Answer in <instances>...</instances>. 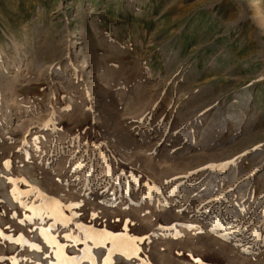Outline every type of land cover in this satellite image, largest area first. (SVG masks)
<instances>
[{"label": "rangeland", "instance_id": "obj_1", "mask_svg": "<svg viewBox=\"0 0 264 264\" xmlns=\"http://www.w3.org/2000/svg\"><path fill=\"white\" fill-rule=\"evenodd\" d=\"M253 1L0 0V264H264Z\"/></svg>", "mask_w": 264, "mask_h": 264}, {"label": "snow or ice", "instance_id": "obj_2", "mask_svg": "<svg viewBox=\"0 0 264 264\" xmlns=\"http://www.w3.org/2000/svg\"><path fill=\"white\" fill-rule=\"evenodd\" d=\"M6 166H7V162H6ZM59 207L60 206L57 205V209H56L57 216H60ZM69 207H71V205ZM62 222L67 224L69 221L62 220ZM77 227L80 228L84 233L83 236L84 243L91 241L94 246L101 247L105 243L109 241L111 242L112 248L109 250L108 255L105 257L104 264H113V262L111 261V256L115 252H119L121 255H124L127 259H131L133 256L136 255L138 251L136 247L137 244L136 237L112 234L106 231H96L90 228L84 229L83 225H77ZM50 231H51L50 229L47 231H42L41 235L44 237L45 242L49 245V247L54 249L56 256V264H79V261L81 259H88L91 261V264H95V258L91 255L90 249L88 248L84 249V253H85L84 257L67 256L64 253V248L67 247V245L60 244L55 237L49 234ZM65 239L71 240L73 243H78L81 241V238L79 236H73L72 234H67L65 236ZM31 247L36 250H39L38 245L33 244L31 245ZM244 250L248 251V249H244ZM197 264H199L198 260H197Z\"/></svg>", "mask_w": 264, "mask_h": 264}, {"label": "bare ground", "instance_id": "obj_3", "mask_svg": "<svg viewBox=\"0 0 264 264\" xmlns=\"http://www.w3.org/2000/svg\"><path fill=\"white\" fill-rule=\"evenodd\" d=\"M249 13L251 17L254 18L255 25L264 26V2H262V0H254L251 8L249 9ZM74 36L75 34L71 35V37ZM86 67L89 68V65L87 63H85V67H83V70ZM86 82H92V80L88 78Z\"/></svg>", "mask_w": 264, "mask_h": 264}]
</instances>
